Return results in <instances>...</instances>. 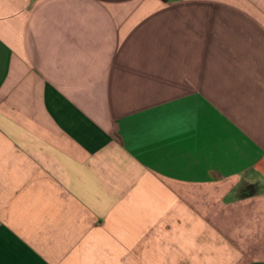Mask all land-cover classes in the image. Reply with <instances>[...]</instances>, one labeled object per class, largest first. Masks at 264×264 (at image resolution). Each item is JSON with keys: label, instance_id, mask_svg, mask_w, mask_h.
<instances>
[{"label": "crops", "instance_id": "obj_1", "mask_svg": "<svg viewBox=\"0 0 264 264\" xmlns=\"http://www.w3.org/2000/svg\"><path fill=\"white\" fill-rule=\"evenodd\" d=\"M0 264H264V0H0Z\"/></svg>", "mask_w": 264, "mask_h": 264}]
</instances>
